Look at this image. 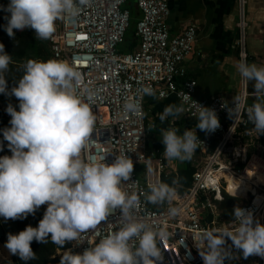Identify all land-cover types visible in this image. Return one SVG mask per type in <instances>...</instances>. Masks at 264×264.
<instances>
[{"label": "clouds", "instance_id": "obj_1", "mask_svg": "<svg viewBox=\"0 0 264 264\" xmlns=\"http://www.w3.org/2000/svg\"><path fill=\"white\" fill-rule=\"evenodd\" d=\"M89 2L10 0L7 8L0 5V9L10 13V17H5L9 37L15 38L14 30L30 28L35 38L43 41L53 38L58 20L76 18ZM240 57L237 71L246 84L255 82L253 103L246 108L247 120L261 136L264 135V66L249 64L243 50ZM11 63L12 56L0 43V93L19 100V111L12 104L6 109L11 116V127L3 129V137L12 155L0 157V217L5 221L26 219L29 214L35 215L40 206H48L37 227L29 225L18 234L8 233L5 247L25 262L36 260L38 257L31 247L34 240L49 243L50 236L52 244L63 248L68 242L78 241L82 233L95 230L119 210L118 230L110 231L82 254L63 252L59 264H157L162 261V241L170 233L166 227L156 228L139 219L135 215L140 203L138 195L129 194L122 186L132 177L133 160L119 153L108 164L82 155L93 136L97 116L83 99L85 94L91 98L95 93L85 85L77 62L28 59L22 65L18 86L9 91L6 73ZM140 91L156 99L152 87L143 86ZM233 103L234 107L224 102L221 107L235 124L244 109L240 94L233 98ZM199 105L195 132L185 129L181 135L175 127L160 129L165 159L190 161L200 140L196 128L213 133L220 127L216 110ZM139 110L140 105L134 100L123 104L125 114ZM183 112L182 105H169L157 115L164 123L168 117L176 118ZM144 165L146 175H153L151 160ZM181 180L177 176L171 183L149 181L144 196L146 203L167 204L169 216L179 215L182 209L173 206V201ZM232 215L234 228L211 227L201 233L200 243L204 247L198 243L196 247L204 264H226L239 259L238 253L244 259L254 255L264 258V224L254 218L251 210L239 205L234 207ZM227 240L232 242L230 247H225Z\"/></svg>", "mask_w": 264, "mask_h": 264}, {"label": "built area", "instance_id": "obj_2", "mask_svg": "<svg viewBox=\"0 0 264 264\" xmlns=\"http://www.w3.org/2000/svg\"><path fill=\"white\" fill-rule=\"evenodd\" d=\"M128 1L90 0L76 18L58 20L56 32L48 40L50 59L69 63L75 60L76 67L84 76L85 85L95 93L91 98L87 94L83 96L97 116L93 136L82 153L85 158L112 164L115 156L123 153L133 160L134 169L145 166L148 160L152 164L155 162V176L151 175L142 182L134 170L130 180L122 186L129 194L138 195L140 203L135 215L139 219L156 228L166 227L170 233L162 241L163 260L157 264H204L196 243L204 247L200 243L201 233L215 225L214 221L207 223L204 215L215 214L214 202L223 200V191L243 201L240 207L251 210L254 218L263 224L264 183L257 182L261 170L254 164L255 160L262 158L255 153L250 154L249 149L258 143L257 148L264 152V135L260 136L247 120L246 108L252 103L247 101L245 87L240 94L244 109L234 124L227 110L221 107L223 102H228L219 97L196 99L194 80H185L177 85L176 80L185 75L182 64L192 51L197 30L187 27L174 37L169 35L165 24L169 14L168 0H134L140 13L135 22L138 45L133 52H118L130 27L131 13L126 7ZM238 4V45L243 48L245 0H238ZM143 86L152 87L157 99L175 96L177 105L184 108L181 115L187 119L197 120L195 115L201 104L214 108L220 120V127L215 132H203L198 136L197 150L201 155V166L192 175L187 191L176 195L173 206L180 207L182 211L175 217L168 215L167 204L156 206L146 203L144 199L148 182L161 181L165 168L164 157L157 151L147 149L151 129L145 122L144 100L150 96L142 94L140 90ZM126 100L139 103L140 110L135 114H125L123 104ZM228 105L235 106L233 102ZM241 183L246 184L248 189L244 190L239 185ZM119 214L117 210L95 230L82 233L78 241L68 242L69 247L57 250L56 256L61 259L62 253L68 250L73 254H82L110 231L118 230ZM233 219L224 227L234 228L231 224ZM250 258L254 263L264 264V258L255 255Z\"/></svg>", "mask_w": 264, "mask_h": 264}, {"label": "crops", "instance_id": "obj_3", "mask_svg": "<svg viewBox=\"0 0 264 264\" xmlns=\"http://www.w3.org/2000/svg\"><path fill=\"white\" fill-rule=\"evenodd\" d=\"M168 7L169 14L165 24L171 37L180 34L187 27H194L197 30V38L192 51L182 64L185 75L176 80L177 85H181L185 80H194L196 99L211 100L219 97L228 103H232L233 98L241 94L245 87L247 101L253 103L252 92L255 91V82L250 81L246 84L237 71L236 65L241 59L240 53L243 50L249 64L264 66V0H245L243 20L246 27L243 48L238 45L240 37L237 27L240 20L238 0H168ZM133 14L132 20L136 22L140 13L135 6ZM169 105H177L175 96L172 95L165 99L147 97L144 100L145 122L151 129L147 149L157 151L163 157L164 145L161 142V128L175 127L180 129L182 135L188 125V128L195 132V126L198 123L197 120L187 119L181 114L176 118L170 116L164 123H161L157 114L162 113ZM191 125L194 126L190 127ZM203 132L196 128L197 136H201ZM246 139L249 138L246 137ZM257 145L251 147L249 151L250 154L255 153L256 156H261L262 160H258L259 166H256L261 170L264 164V152L259 150ZM191 160L196 169L201 166V155L198 150L194 152ZM184 163L185 161L164 158V175L176 174L184 167ZM152 167L153 176H155L154 161ZM134 170L142 182L147 177H151L146 175L145 166H139ZM236 201L241 200L236 199ZM204 217L207 223L215 222L213 227L227 224L226 220L219 215L216 206L214 215L208 213Z\"/></svg>", "mask_w": 264, "mask_h": 264}, {"label": "trees", "instance_id": "obj_4", "mask_svg": "<svg viewBox=\"0 0 264 264\" xmlns=\"http://www.w3.org/2000/svg\"><path fill=\"white\" fill-rule=\"evenodd\" d=\"M10 0H0V5H3L4 8H7ZM135 2L132 3V0H129L126 7L130 9L131 20L130 27L126 33L125 41L122 45L118 47V52L120 53H130L133 52L137 45L138 39L135 36V21H133V7ZM136 7V6H135ZM10 17V13L0 9V43L5 46V52L12 56V63L9 65V70L6 73L8 90L10 91L12 87L18 86V79L23 74L22 65L28 59H35L38 61H47L50 59V49L48 40H37L35 38V32L33 29L27 28L23 31L14 30L15 38L9 37L5 30V26L8 23L5 17ZM2 104V106H1ZM9 104H12L16 107V110L19 111V100L15 96H8L4 93H0V142L3 144V150L0 151V157L5 155L11 156L12 152L8 148V142L3 137V129L11 127L9 121L11 116L7 113L6 109ZM194 125H191L192 127ZM189 127V125H188ZM186 127L185 129H189ZM264 143V138H263ZM163 148V147H162ZM161 151V150H160ZM196 168L193 165L192 160L185 161L184 167L180 169L176 174H162L161 181L171 183L174 177H181V186L177 189L178 194H184L187 189L190 187L192 182V175L195 173ZM257 181L260 183L264 182L263 179ZM256 182V183H257ZM223 200L221 202H215V206L218 210L219 215L226 220L228 223L233 219L232 211L237 204L236 199L228 196L224 191L222 193ZM47 209V206L42 205L36 211L35 215L29 214L26 219H9V223L13 227V231L18 234L20 231L26 229L27 226L31 225L32 227H37L39 221L43 219L44 213ZM208 220L209 216H208ZM7 242V233L5 232L4 226L0 219V255L2 259L11 258L13 264H59L60 259L56 256L57 250H64L69 247V243H66L63 248H59L56 245L50 242L49 243H38L35 240L31 243L33 251L36 253L38 259L23 261L19 258L18 255H12L9 250L5 247ZM232 244L231 240L226 241L225 247H230ZM233 252H237L235 248H232ZM240 258L234 261L227 262L226 264H261L254 263L253 260L249 257L244 259L242 253H238Z\"/></svg>", "mask_w": 264, "mask_h": 264}, {"label": "rangeland", "instance_id": "obj_5", "mask_svg": "<svg viewBox=\"0 0 264 264\" xmlns=\"http://www.w3.org/2000/svg\"><path fill=\"white\" fill-rule=\"evenodd\" d=\"M132 3H134V0H132ZM2 106V104H1ZM3 107V106H2ZM264 178V173L263 174H259L258 175V178H257V181H261L259 179H263ZM263 189V187H262ZM242 201H237V204H241ZM263 217H264V212H263ZM1 221H2V224L4 226V229H5V232L7 233V236H8V233H12V234H16L14 231H13V227L12 225L9 223V221H5V219L3 217H0ZM263 224H264V221H263ZM0 264H13L11 258L9 257V259H1L0 258Z\"/></svg>", "mask_w": 264, "mask_h": 264}, {"label": "bare ground", "instance_id": "obj_6", "mask_svg": "<svg viewBox=\"0 0 264 264\" xmlns=\"http://www.w3.org/2000/svg\"><path fill=\"white\" fill-rule=\"evenodd\" d=\"M237 27H239V25L237 24ZM258 162V160H255L254 164H256L257 166H259V163H256ZM262 163V162H261ZM260 163V164H261ZM264 163V162H263ZM264 173V164H262V167H261V172H259V174H263ZM241 187H243L244 190H247L248 189V186H246V184L244 183H241L239 184ZM0 258H1V255H0ZM2 259V258H1Z\"/></svg>", "mask_w": 264, "mask_h": 264}]
</instances>
